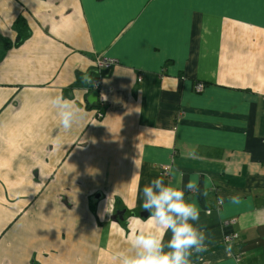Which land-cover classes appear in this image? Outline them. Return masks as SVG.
I'll return each instance as SVG.
<instances>
[{"label": "crops", "instance_id": "0c3cea01", "mask_svg": "<svg viewBox=\"0 0 264 264\" xmlns=\"http://www.w3.org/2000/svg\"><path fill=\"white\" fill-rule=\"evenodd\" d=\"M165 164L212 178L192 264H264V0H0V264H117Z\"/></svg>", "mask_w": 264, "mask_h": 264}, {"label": "clouds", "instance_id": "9594fccd", "mask_svg": "<svg viewBox=\"0 0 264 264\" xmlns=\"http://www.w3.org/2000/svg\"><path fill=\"white\" fill-rule=\"evenodd\" d=\"M84 84H94L93 77L84 73ZM49 103L56 110L63 130H70L82 119V109L62 94L51 97ZM59 139V138H57ZM187 158H197L193 149ZM171 179L166 184L163 178L152 179L143 188L142 208L149 213L147 220L157 226L159 231L138 229L129 237V250L115 254L117 264H192L193 254L208 250L209 235L199 224L200 209L194 198L186 197V192L207 196V187L212 183L210 176L204 177V191L201 192L199 173L192 174L185 183L184 173L165 164ZM233 203L239 197H232ZM170 233L165 242L163 236ZM231 245H229L230 254Z\"/></svg>", "mask_w": 264, "mask_h": 264}, {"label": "built area", "instance_id": "2783aa9c", "mask_svg": "<svg viewBox=\"0 0 264 264\" xmlns=\"http://www.w3.org/2000/svg\"><path fill=\"white\" fill-rule=\"evenodd\" d=\"M114 64V60L111 58V57H107V56H101L96 62H95V65L96 67H98L100 70H107L109 68L112 67V65ZM92 87L95 89V90H98L100 92V100L101 101H105L106 100V97L104 94H102V84H101V80H96L94 82V84H92ZM194 89L195 91L199 92L203 89V83L202 82H198L197 84H195L194 86ZM102 115V113H98V117H100ZM162 173L164 174H167V171L166 169L164 168L163 166V169H162ZM235 235H229L227 234L225 236V239L226 240H229L231 237H233Z\"/></svg>", "mask_w": 264, "mask_h": 264}, {"label": "water", "instance_id": "95a60500", "mask_svg": "<svg viewBox=\"0 0 264 264\" xmlns=\"http://www.w3.org/2000/svg\"><path fill=\"white\" fill-rule=\"evenodd\" d=\"M95 92H96V91H95ZM124 212H125L124 209H121V210H117V211H115V213L113 214V218H114V219H119V220L123 219V213H124ZM139 215H140L141 217L146 218V217L149 215V213L143 209V210H141V212L139 213Z\"/></svg>", "mask_w": 264, "mask_h": 264}, {"label": "rangeland", "instance_id": "374dc122", "mask_svg": "<svg viewBox=\"0 0 264 264\" xmlns=\"http://www.w3.org/2000/svg\"><path fill=\"white\" fill-rule=\"evenodd\" d=\"M100 57H101V56H100ZM100 57L96 58V61H97ZM96 61H95V62H96ZM95 66H96V65H95ZM95 66H94V67H95ZM137 79H138V81H141V80H142V77H141V76H138ZM100 117H102V115H101ZM100 117H99V118H100ZM147 217H148V216H147ZM145 224H146V225H145V226H146L145 228H151V227H152V225L149 224V223H145ZM131 233H133V232H131Z\"/></svg>", "mask_w": 264, "mask_h": 264}, {"label": "trees", "instance_id": "16d2710c", "mask_svg": "<svg viewBox=\"0 0 264 264\" xmlns=\"http://www.w3.org/2000/svg\"><path fill=\"white\" fill-rule=\"evenodd\" d=\"M22 40V37L18 36L16 41H15V44H18L20 43V41ZM108 70V69H107ZM104 72V71H103ZM99 118V117H98Z\"/></svg>", "mask_w": 264, "mask_h": 264}, {"label": "bare ground", "instance_id": "6f19581e", "mask_svg": "<svg viewBox=\"0 0 264 264\" xmlns=\"http://www.w3.org/2000/svg\"><path fill=\"white\" fill-rule=\"evenodd\" d=\"M102 89H103V86H102ZM96 91H98V90H96ZM102 92V91H101ZM98 93L100 94V92L98 91ZM99 113V112H98Z\"/></svg>", "mask_w": 264, "mask_h": 264}]
</instances>
